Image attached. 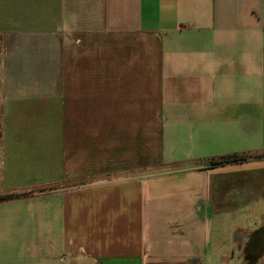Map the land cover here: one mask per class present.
Here are the masks:
<instances>
[{
    "label": "crops",
    "instance_id": "0c3cea01",
    "mask_svg": "<svg viewBox=\"0 0 264 264\" xmlns=\"http://www.w3.org/2000/svg\"><path fill=\"white\" fill-rule=\"evenodd\" d=\"M238 154L264 0H0V196L36 191L0 201V264L253 259L264 158L207 165Z\"/></svg>",
    "mask_w": 264,
    "mask_h": 264
},
{
    "label": "trees",
    "instance_id": "16d2710c",
    "mask_svg": "<svg viewBox=\"0 0 264 264\" xmlns=\"http://www.w3.org/2000/svg\"><path fill=\"white\" fill-rule=\"evenodd\" d=\"M260 158H264V155H254V154L253 155L251 154L230 155V156L222 157L218 160H211L209 161L207 165L210 167H215V166L226 165V164L243 163V162H247V161L254 160V159H260ZM54 189H56V187H50L49 189H41L39 190V192H43L46 190H54ZM34 193H36V191H30V192H25V193H10V194L0 196V201L19 198V197L27 196V195L34 194Z\"/></svg>",
    "mask_w": 264,
    "mask_h": 264
},
{
    "label": "flooded vegetation",
    "instance_id": "af4514ba",
    "mask_svg": "<svg viewBox=\"0 0 264 264\" xmlns=\"http://www.w3.org/2000/svg\"><path fill=\"white\" fill-rule=\"evenodd\" d=\"M258 232L264 233V227ZM253 245L255 248H258V255H256L255 258L249 260L241 258L238 260V264H264V239H261V241L258 243H253Z\"/></svg>",
    "mask_w": 264,
    "mask_h": 264
}]
</instances>
